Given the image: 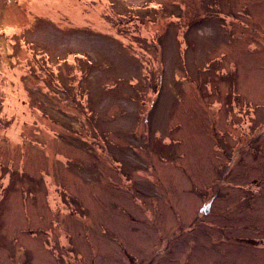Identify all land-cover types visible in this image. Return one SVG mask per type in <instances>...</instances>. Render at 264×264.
I'll use <instances>...</instances> for the list:
<instances>
[{
  "label": "rangeland",
  "instance_id": "374dc122",
  "mask_svg": "<svg viewBox=\"0 0 264 264\" xmlns=\"http://www.w3.org/2000/svg\"><path fill=\"white\" fill-rule=\"evenodd\" d=\"M0 264H264V0H0Z\"/></svg>",
  "mask_w": 264,
  "mask_h": 264
},
{
  "label": "trees",
  "instance_id": "16d2710c",
  "mask_svg": "<svg viewBox=\"0 0 264 264\" xmlns=\"http://www.w3.org/2000/svg\"><path fill=\"white\" fill-rule=\"evenodd\" d=\"M52 84H54V82H52Z\"/></svg>",
  "mask_w": 264,
  "mask_h": 264
}]
</instances>
